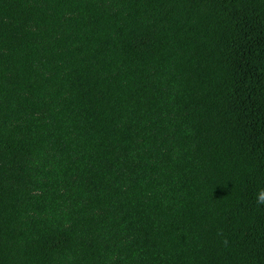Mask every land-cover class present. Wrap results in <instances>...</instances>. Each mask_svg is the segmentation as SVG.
Here are the masks:
<instances>
[{
    "label": "trees",
    "instance_id": "16d2710c",
    "mask_svg": "<svg viewBox=\"0 0 264 264\" xmlns=\"http://www.w3.org/2000/svg\"><path fill=\"white\" fill-rule=\"evenodd\" d=\"M0 264H264V0H0Z\"/></svg>",
    "mask_w": 264,
    "mask_h": 264
}]
</instances>
